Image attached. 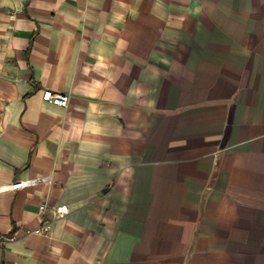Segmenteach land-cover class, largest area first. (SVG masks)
I'll return each instance as SVG.
<instances>
[{"label": "crops", "instance_id": "0c3cea01", "mask_svg": "<svg viewBox=\"0 0 264 264\" xmlns=\"http://www.w3.org/2000/svg\"><path fill=\"white\" fill-rule=\"evenodd\" d=\"M0 232V264H264V0H0Z\"/></svg>", "mask_w": 264, "mask_h": 264}, {"label": "built area", "instance_id": "2783aa9c", "mask_svg": "<svg viewBox=\"0 0 264 264\" xmlns=\"http://www.w3.org/2000/svg\"><path fill=\"white\" fill-rule=\"evenodd\" d=\"M43 99L47 102H50L54 105L63 107V108H67L69 106L70 103V94L68 92H64V91H59V90H55L52 88H46L43 91ZM23 186H25V182L23 180H18L16 182H14L12 184V188L13 189H20ZM40 209L42 212H45L47 209V203H42L40 206ZM67 206L63 205L60 206L58 208V213L59 216H64L65 214H67ZM49 224H50V220L45 219L43 221V223L31 230H27V234L28 233H42V234H48L49 233ZM18 238V234L17 233H4V232H0V242L1 243H8V242H12L14 240H16Z\"/></svg>", "mask_w": 264, "mask_h": 264}]
</instances>
